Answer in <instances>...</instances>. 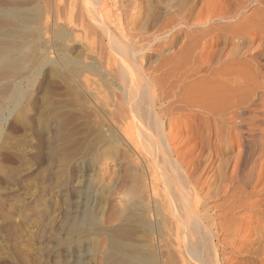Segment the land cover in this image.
Masks as SVG:
<instances>
[{
  "label": "rangeland",
  "instance_id": "obj_1",
  "mask_svg": "<svg viewBox=\"0 0 264 264\" xmlns=\"http://www.w3.org/2000/svg\"><path fill=\"white\" fill-rule=\"evenodd\" d=\"M164 1L158 13L163 14ZM155 3L105 0L103 10L117 31L135 4L146 13ZM254 4L247 14L259 8ZM71 8V0H0V264H162L158 240L165 232L150 203L144 157L106 116V106L88 97L83 74L101 80L89 65L103 42ZM253 43L242 49L245 55L261 52L256 60L243 59L262 64L255 104L245 114V152L253 167L249 189L264 161V44L259 49L260 40ZM176 116L167 127L176 155L193 149L187 159L195 161L194 174L203 180L216 175L212 188L220 190L224 181L217 166L230 159L232 168L240 148L224 149L215 157V169L205 172L209 149L199 147L200 138L180 145L193 123ZM254 195L248 200L254 202ZM243 228L232 239L225 236L221 248L227 256L232 241L241 244Z\"/></svg>",
  "mask_w": 264,
  "mask_h": 264
},
{
  "label": "bare ground",
  "instance_id": "obj_2",
  "mask_svg": "<svg viewBox=\"0 0 264 264\" xmlns=\"http://www.w3.org/2000/svg\"><path fill=\"white\" fill-rule=\"evenodd\" d=\"M104 1L71 0V11L103 42L89 65L99 71L101 80L83 74V81L89 99L106 106V116L144 157L150 203L165 232L158 240L162 264H264V196L259 198L264 190V161L257 164V178L249 189L253 167L245 152L244 130L262 64L243 56L256 60L261 52L248 57L242 51L256 40L259 49L264 44V0H165L163 14L158 13L163 0H156L146 13L135 4L133 11H125L124 27L117 31L103 10ZM254 2L259 8L247 14ZM60 5L57 2L58 20ZM230 43L235 48H229ZM175 115L184 124L193 123L180 145L189 147V141L200 138L199 147L209 149L210 162L203 171L215 169V157L224 149L240 148L232 168L230 159L217 166V177L224 181L220 190L212 188L216 175L203 180L202 174H194L195 161L187 159L193 149L184 148L176 155L167 134ZM204 129L205 138L199 135ZM252 194L259 196L254 202L248 200ZM246 209L250 214L243 216ZM242 226L241 244L227 243L229 257L221 245L225 236H235Z\"/></svg>",
  "mask_w": 264,
  "mask_h": 264
}]
</instances>
